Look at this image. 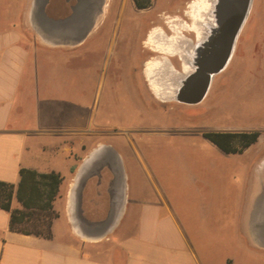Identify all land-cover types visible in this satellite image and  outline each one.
<instances>
[{
    "label": "rangeland",
    "instance_id": "374dc122",
    "mask_svg": "<svg viewBox=\"0 0 264 264\" xmlns=\"http://www.w3.org/2000/svg\"><path fill=\"white\" fill-rule=\"evenodd\" d=\"M15 1L30 11L31 37L50 35L39 29L32 10L40 5L48 27L57 24V35L71 38L47 41L39 72H45V92L55 94L62 105L69 102L79 108V159L85 151L93 153L85 164L113 165L117 151L129 195L141 190L151 196L156 183L182 216L197 214L205 205L215 213L235 214L244 205L251 156L239 153L226 160L211 152L215 145L201 133L259 129L253 148L264 145V0L252 1L231 59L195 104L161 100L143 75L144 63L156 54L145 42L148 31L162 26L169 34L165 23L175 15L189 22L184 12L193 0H151L145 9H137L132 0ZM72 6L85 9L82 20L58 23L70 15ZM172 60L179 70L180 60ZM72 223L83 240L104 242V225L88 219L81 207ZM257 256L250 264H264V257Z\"/></svg>",
    "mask_w": 264,
    "mask_h": 264
},
{
    "label": "crops",
    "instance_id": "0c3cea01",
    "mask_svg": "<svg viewBox=\"0 0 264 264\" xmlns=\"http://www.w3.org/2000/svg\"><path fill=\"white\" fill-rule=\"evenodd\" d=\"M7 4L0 0V180L16 187L20 169L29 168L59 172L62 182L51 237L10 229V214L0 207V264H250L264 257V145L253 148L260 136L241 153L251 156L250 188L235 214L205 205L182 216L156 183L151 196H130L117 151L113 165L85 164L93 154L85 151L79 159L78 106L42 89L48 39L29 35L30 11L21 2ZM211 152L226 160L239 154L216 146ZM11 207H21L15 195ZM77 207L94 221L111 212L119 227L104 230V242H87L72 223Z\"/></svg>",
    "mask_w": 264,
    "mask_h": 264
},
{
    "label": "water",
    "instance_id": "95a60500",
    "mask_svg": "<svg viewBox=\"0 0 264 264\" xmlns=\"http://www.w3.org/2000/svg\"><path fill=\"white\" fill-rule=\"evenodd\" d=\"M213 2V25L203 39L195 42L194 53L189 60L190 70L179 76L177 80L174 100L179 102L195 104L205 97L213 76L226 67L233 54L252 0H214ZM35 8L32 10L37 13L39 29L50 33L49 36L46 35L48 40L51 37H56V41L71 40L68 36L57 35L60 29L55 27L58 26L57 24L51 28L48 27V21L42 16L43 6L38 5ZM83 12L85 9L82 6H72L70 15L58 23H77L82 20ZM93 23L94 21L91 19V26ZM89 29L90 27L86 28L84 33L74 40L81 41Z\"/></svg>",
    "mask_w": 264,
    "mask_h": 264
},
{
    "label": "trees",
    "instance_id": "16d2710c",
    "mask_svg": "<svg viewBox=\"0 0 264 264\" xmlns=\"http://www.w3.org/2000/svg\"><path fill=\"white\" fill-rule=\"evenodd\" d=\"M137 9L150 6L151 0H132ZM259 129L249 130H206L201 134L225 153H242L255 143L260 136ZM75 168L71 166V171ZM20 179L14 187L12 183L0 180V207L10 214V229L51 237V224L57 216L53 209V201L62 182L59 172H38L34 169L21 168ZM21 205L11 207L12 196Z\"/></svg>",
    "mask_w": 264,
    "mask_h": 264
},
{
    "label": "bare ground",
    "instance_id": "6f19581e",
    "mask_svg": "<svg viewBox=\"0 0 264 264\" xmlns=\"http://www.w3.org/2000/svg\"><path fill=\"white\" fill-rule=\"evenodd\" d=\"M213 1H191L185 10L189 22L179 17L169 19L168 24L176 25V29H172L173 31L169 34L160 27H153L148 31L145 42L156 54L144 63L143 72L150 90L161 100L174 99L179 76L190 70L189 60L194 53L195 42L203 39L213 25ZM183 29L192 31L194 37L182 33ZM172 57H177L180 60L181 68L179 70L173 64ZM160 70L165 72H159Z\"/></svg>",
    "mask_w": 264,
    "mask_h": 264
},
{
    "label": "flooded vegetation",
    "instance_id": "af4514ba",
    "mask_svg": "<svg viewBox=\"0 0 264 264\" xmlns=\"http://www.w3.org/2000/svg\"><path fill=\"white\" fill-rule=\"evenodd\" d=\"M187 6H188V4H187ZM184 14H185V12H184ZM175 16H177V17H179V18H181V16H178V15H175ZM182 19V18H181ZM185 20V19H184ZM166 22V20L164 21V23ZM172 24V23H171ZM168 24V23H165V29L167 30H169V32L171 33L173 30L172 29H176V25L175 24ZM159 27V26H158ZM162 27V26H161ZM160 27V28H161ZM163 28V27H162ZM182 33H187V34H191V35H193V37H194V33H192V32H189V31H186V30H182L181 31ZM175 57H172L171 58V60L172 59H174ZM172 62H173V60H172ZM174 63V62H173ZM159 72H165L164 70H160ZM143 75H144V72H143ZM144 77H145V75H144ZM145 79H146V77H145ZM146 81H147V79H146ZM148 84V83H147ZM212 84V83H211ZM211 87V86H210ZM101 179V177H100V175L99 174H97L96 175V180L97 181H99ZM112 217H113V214L111 213V212H109L107 215H106V219H104V220H101V221H97V224H99V225H104V230H106L110 225H111V223H112Z\"/></svg>",
    "mask_w": 264,
    "mask_h": 264
}]
</instances>
